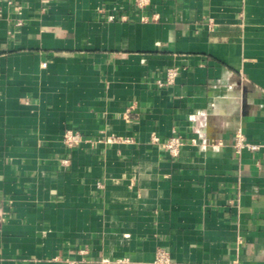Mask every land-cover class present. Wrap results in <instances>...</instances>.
Segmentation results:
<instances>
[{
  "label": "crops",
  "instance_id": "obj_1",
  "mask_svg": "<svg viewBox=\"0 0 264 264\" xmlns=\"http://www.w3.org/2000/svg\"><path fill=\"white\" fill-rule=\"evenodd\" d=\"M0 202V264H264V0H0Z\"/></svg>",
  "mask_w": 264,
  "mask_h": 264
},
{
  "label": "built area",
  "instance_id": "obj_2",
  "mask_svg": "<svg viewBox=\"0 0 264 264\" xmlns=\"http://www.w3.org/2000/svg\"><path fill=\"white\" fill-rule=\"evenodd\" d=\"M149 3V0H137V4L140 7H145ZM178 71L176 69L169 70L168 77L166 80H158V85L160 87H164L174 81L175 76L177 75ZM65 143L69 148H73L79 144H81L85 140L83 134L78 130L68 129L65 133L64 137ZM156 141H159V138H156ZM162 147L169 152L172 156H178L181 151V147L184 145V140L181 138L180 135L175 134L165 140L164 142H160ZM259 144L250 143L247 140V137L242 129H238L236 132V138L234 142V148L238 153H241L244 148H250L253 150L260 149ZM68 162V160H65ZM5 219V213L2 202H0V223ZM225 264H243L240 259L231 260Z\"/></svg>",
  "mask_w": 264,
  "mask_h": 264
}]
</instances>
